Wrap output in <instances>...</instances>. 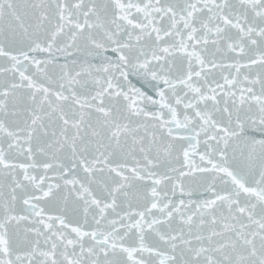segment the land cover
Segmentation results:
<instances>
[{
  "label": "snow or ice",
  "instance_id": "snow-or-ice-1",
  "mask_svg": "<svg viewBox=\"0 0 264 264\" xmlns=\"http://www.w3.org/2000/svg\"><path fill=\"white\" fill-rule=\"evenodd\" d=\"M0 264H264V0H0Z\"/></svg>",
  "mask_w": 264,
  "mask_h": 264
}]
</instances>
